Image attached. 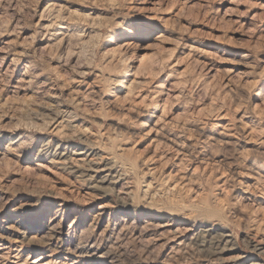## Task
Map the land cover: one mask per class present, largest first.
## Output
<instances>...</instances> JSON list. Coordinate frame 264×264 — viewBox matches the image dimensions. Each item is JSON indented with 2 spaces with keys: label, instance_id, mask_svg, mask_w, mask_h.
Wrapping results in <instances>:
<instances>
[{
  "label": "rangeland",
  "instance_id": "obj_1",
  "mask_svg": "<svg viewBox=\"0 0 264 264\" xmlns=\"http://www.w3.org/2000/svg\"><path fill=\"white\" fill-rule=\"evenodd\" d=\"M142 2L0 0V264H102L68 250L93 237L112 264H207L192 244L166 260L153 227L132 235L147 220L226 229L228 259L264 236V0ZM80 145L114 155V191L44 153ZM54 216L65 240L45 243Z\"/></svg>",
  "mask_w": 264,
  "mask_h": 264
},
{
  "label": "bare ground",
  "instance_id": "obj_2",
  "mask_svg": "<svg viewBox=\"0 0 264 264\" xmlns=\"http://www.w3.org/2000/svg\"><path fill=\"white\" fill-rule=\"evenodd\" d=\"M159 1L160 0H144V2H142V9L144 11H147L148 13L153 12L156 9V6L160 3ZM1 54L2 52L0 51V56ZM68 115L66 109L59 111V115L57 114L56 121H58V119H61L59 122L61 124H57L60 125L58 126V128L70 124L69 119L67 118ZM63 123L64 125H62ZM44 153L46 155H51V163H54L58 167H61L62 169L68 171V173L70 174H74L78 181L83 183L85 188H87V190L91 191L92 193L94 192L96 194H102L108 191H114V189L118 187L119 183L123 179V175H125V171L118 167L115 161V157L111 152H106L104 150H96L95 148H91V146L80 145L75 148L63 149L57 147L53 152H50L48 149H46L44 150ZM245 177L247 178L246 181L242 182L241 180L240 184L245 183L246 190L251 191L252 188L255 189L257 185L256 181L254 179L249 180L251 178L250 176ZM119 193L121 194L122 192ZM110 207L111 206L109 203L101 205L99 209L100 211H98L97 214L93 216L89 226H96L99 223V217L108 210H110ZM73 224L70 225V229L66 232V236L69 240L73 239V235L76 234V226ZM60 225L61 221L58 220L56 216L52 217L49 220L47 224L48 230L43 236L45 243L57 242L59 244L61 241L65 240V232ZM152 227L154 228V232L152 234L153 237H151V239H153L154 241L162 242V245L170 244V251L166 255V260L168 261L172 258L174 259L178 252L180 254V250L183 249L185 246L192 244L196 245V247L200 248L201 250L208 252V255L206 256L207 264H264L262 263L261 258H259L260 255H264V236L260 235V232L258 231L259 229H256L248 238V244H250L251 251H253L254 253L247 256L234 255L235 257H229L228 259L227 257H222L221 253L229 250L234 251L236 247L234 244L228 247L230 243H233V236L226 229L213 231L212 229L208 228L202 231L188 234L181 232L179 230V227L174 228L173 223L160 222L157 220H147L143 222L141 230L134 231L132 235L141 236L143 231H146ZM126 229L127 227L124 228V230ZM183 231L187 230L183 229ZM82 233L83 230L80 232V236L82 235ZM96 242L97 238L95 237L89 240L85 239L83 243L80 241L75 248H68V250L70 251L75 261H80L81 259H83V257L89 256L100 259L102 264H112L113 261L111 259H109L108 261V259L105 258V255L107 253L103 252L104 250L100 251L95 248ZM4 248L7 247L0 243V251ZM51 256L52 254L50 253H42L38 258L33 259L31 261V264H49L51 260H47V258L49 257L48 259H50Z\"/></svg>",
  "mask_w": 264,
  "mask_h": 264
}]
</instances>
